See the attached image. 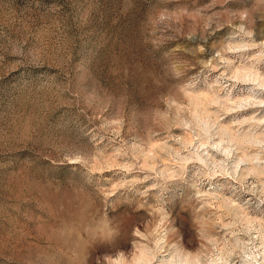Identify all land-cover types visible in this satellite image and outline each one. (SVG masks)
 <instances>
[{"label": "rangeland", "instance_id": "374dc122", "mask_svg": "<svg viewBox=\"0 0 264 264\" xmlns=\"http://www.w3.org/2000/svg\"><path fill=\"white\" fill-rule=\"evenodd\" d=\"M0 264H264V0H0Z\"/></svg>", "mask_w": 264, "mask_h": 264}]
</instances>
